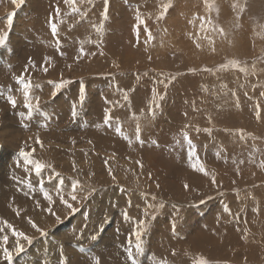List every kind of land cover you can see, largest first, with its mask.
I'll use <instances>...</instances> for the list:
<instances>
[{
	"label": "rangeland",
	"instance_id": "obj_1",
	"mask_svg": "<svg viewBox=\"0 0 264 264\" xmlns=\"http://www.w3.org/2000/svg\"><path fill=\"white\" fill-rule=\"evenodd\" d=\"M72 7L0 0V155L23 149L50 165L41 172L52 196L50 205L43 193L29 194V183L19 190L41 212L43 235L29 222L33 210L3 200L0 238L9 236L0 239V264H9L2 249L15 240L23 255L40 249L34 264L62 257L131 264L126 250L135 254L136 231L137 264H264V0H76L78 11ZM17 78L30 84L31 104L38 98L31 115ZM196 158L207 175L191 166ZM10 168L0 159L3 187L17 178ZM6 220L31 242L9 232ZM41 236L48 240L36 246Z\"/></svg>",
	"mask_w": 264,
	"mask_h": 264
},
{
	"label": "snow or ice",
	"instance_id": "obj_2",
	"mask_svg": "<svg viewBox=\"0 0 264 264\" xmlns=\"http://www.w3.org/2000/svg\"><path fill=\"white\" fill-rule=\"evenodd\" d=\"M75 2H76V0H65V3H67V4L73 6V7H72V11H78V9L75 7ZM89 2H90V0H89ZM13 3H14V4H17V6H19V3H22V0H13ZM105 5H107V0H105ZM168 7H169L168 4L163 5V8H164L165 10H167ZM57 13H59V9H57ZM163 15H164V12H161V14H160V18H162ZM136 20H137L138 24H143V23H144L143 19H142L141 16L139 15V13H137ZM11 21H12V14H9V15H8V23L10 24ZM51 27H52V32H53V34H55V33H56V30H57V29H56V25L53 23V24L51 25ZM135 27H136V26H134V28H135ZM4 41H5V37H4L3 35H0V44H3ZM197 46H199V45H197ZM80 52H81V54H83V49H82V48L80 49ZM30 62H31V61H30ZM229 63H230L231 66L234 67V68L239 66V62H238V61H230ZM220 67H221V68H226V67H228V64L221 65ZM44 70L47 71L46 68H45ZM240 70H241V71H244L243 68H241ZM17 82H18V83H22V84H24V82H23V80H22L21 78H17ZM29 87H30V84H24V89H25V91H24V96H25V108L28 109V114L31 115V112H32V110L34 109V107H39V104H38V98H37V104H36L35 106L29 102V92H28V90H27ZM57 87H59V85H57ZM8 102H9L13 107L16 106V101H15V99H14L12 96H9V97H8ZM20 115L23 116L24 113H20ZM257 115L259 116V113H257ZM108 119H109V117H108L107 114H106V116H105V122H107ZM198 130H199V129H198ZM116 131H117L118 133L121 132L120 128H117ZM205 131H210V129H205ZM238 131H240L241 133H243V130H238ZM121 134L123 135V133H121ZM183 135H184V140H185V141L189 144V146H190V152H189V155H190V157H194V156H195V151H194V146H192V141L190 140V138H189L187 132H184ZM125 138L127 139V137H125ZM242 138H243V136H242ZM136 139H137L138 141L140 140V136H139V127H137ZM37 143H40L39 139H37ZM19 155H20L21 157H23L24 164H25L26 166H27V165H30V164L34 165V169H33V170H34L36 173H38V174L42 171L43 168H45V167H50V165L46 166V165L41 164V163L38 162V161H34V160H32V159H31V153L25 152L23 149H21ZM18 163H19V162H18ZM137 163H139V161H138ZM191 166H192L195 170H197V171H199V172H202V173H204L205 175H207V172H206V169H205L204 165L199 161L198 158H196V162L193 163ZM261 166L264 167V163H262ZM110 174H111V172H110ZM78 184H79L78 181H74V182L72 183V192L69 193L70 199L73 200V201H75V200L77 199L76 195H74L73 193H75V192L77 191V189H78ZM185 188H187V184H185ZM40 190H41V192L43 193L44 199L47 200V201L49 202V204L51 205V203H52V196H51L47 191H45L44 188H43L42 186H41V189H40ZM57 194L59 195L60 202H61L62 204H64L67 208L71 209V211H72L73 213H75V212L77 211V209L74 208L73 205H72L71 203H69V201H68L67 199H65V197H64V195H63L62 192H60V191L58 190V193H57ZM49 211H50V209H49ZM17 214H19V213L17 212ZM53 215H55V213H53ZM59 219H60V218L57 216V220H58V221H59ZM29 222L32 223V227H33V228H37V225H36L35 223H33V222H31V221H29ZM3 223H4V225H5L7 228L12 229V234H13L14 236H16V237H23V239L28 240L29 243L31 242V238L28 237V236H26L25 233L16 231V230L13 228L12 225L8 224L7 221H4ZM140 223H141V225H143V221H141ZM38 230H39V229H38ZM0 231H3V229L0 228ZM39 231H41V234H42V235L44 234V233L42 232V230H39ZM134 236H135V241H136V243H135V254H139V253L142 251V247H141L142 233H141V231H136V232L134 233ZM0 239H2L4 243H7L8 237H7V236H3V237L0 238ZM16 251H17V252H22V251H23V247L21 246V244L19 243V241H17V243H16ZM126 251H127V257H128V259L131 261V264H137L136 255L134 254L133 248H132V247H129V248H127ZM3 253H4V257L9 261V264H11V261H12V253L9 251V249H8L7 247H5V248L3 249ZM60 264H65V260L63 259V257L61 258ZM97 264H99L98 259H97ZM160 264H167V262L162 260V261H160ZM195 264H207V261L204 260L203 258H197V260L195 261Z\"/></svg>",
	"mask_w": 264,
	"mask_h": 264
},
{
	"label": "bare ground",
	"instance_id": "obj_3",
	"mask_svg": "<svg viewBox=\"0 0 264 264\" xmlns=\"http://www.w3.org/2000/svg\"><path fill=\"white\" fill-rule=\"evenodd\" d=\"M126 15V14H125ZM130 15V14H129ZM140 15V14H139ZM135 17H136V15H135ZM124 18V17H123ZM129 18V17H128ZM131 18H129V20H130ZM38 21V20H37ZM39 22V21H38ZM37 22V23H38ZM36 23V24H37ZM132 24V23H131ZM20 28V27H19ZM131 28V27H130ZM16 29H17V27H16ZM18 30V29H17ZM17 30H15V31H17ZM17 33V32H16ZM113 35V34H112ZM28 41V40H27ZM15 42V41H14ZM21 43V42H20ZM20 43H18V44H20ZM9 48V47H8ZM13 48H14V51L16 50L17 51V48H16V46H13ZM19 53H21V52H19ZM27 53V52H26ZM25 54H21V56H20V60H21V57H23ZM11 66V65H10ZM14 67H15V64H14ZM13 67V68H14ZM12 68V67H11ZM12 68V69H13ZM101 93V92H100ZM63 104V103H62ZM38 121V120H37ZM35 122V121H34ZM14 152H11L10 153V151L9 150H7V152H6V155H5V158L4 157H2V155H0V159H4L5 160V162H6V164H8V165H11L12 166V168H10V169H12L11 170V174L10 175H13V176H15V175H17V178H11L12 179V182L13 183H11V184H9V186H8V183H6L7 185H5V187H3V185H0V214H2V215H6V212H7V210H5L4 209V202H3V200H5V199H12V200H14V202L16 201L17 202V204H18V206H22V208L23 207H25V209L26 210H29V209H31V210H33L34 211V209L32 208V205L31 204H29L28 205V203L27 204H24V203H26L25 201H23V199L24 198H26L25 197V195L27 196L28 194H26V193H21V192H19V190H21V188L22 187H24L25 185L23 184V182L24 183H29V184H31V186L33 187V189H34V192H31V193H29L30 195L31 194H36V195H34V197L35 198H37L36 196H37V194H42V192H41V186L44 188V186H43V183H44V176H43V173L42 172H40L39 174L38 173H36L33 169H34V166H32V164H30V165H25L24 164V160H23V157H21L20 155H19V153L20 152H15L14 154H13ZM19 162V163H18ZM27 169V170H26ZM28 170L29 171H31V174H26L27 172H28ZM6 171H8V168H6ZM1 175H2V173H1ZM0 177H2V176H0ZM11 177V176H10ZM4 178H6V174H4ZM24 178H26L27 179V181L24 179ZM11 179L9 180V183H10V181H11ZM50 184H53V181H51L50 180V183H49V186H50ZM26 187V186H25ZM23 189V188H22ZM24 190V189H23ZM52 191V190H51ZM53 194H54V192H53ZM29 197V196H28ZM28 199V198H27ZM26 199V200H27ZM13 202V203H14ZM10 203V202H9ZM11 205H12V203H10ZM40 205H41V203H40ZM42 206V205H41ZM8 208H10V206L8 207ZM10 210V209H9ZM23 210H24V208H23ZM6 211V212H5ZM34 213H35V218H34V221H35V224L37 225V228L38 229H40L42 226H43V224H44V222H43V218H42V216H41V212H39L38 211V209H37V212H35L34 211ZM1 215V216H2ZM14 215V214H13ZM7 216H8V218H10L9 217V214L7 213ZM29 216V215H28ZM6 217V216H5ZM18 217V216H17ZM7 218V219H8ZM3 220V219H2ZM14 220V218L12 217V221ZM7 221V220H6ZM9 221H11V220H9ZM8 221V222H9ZM10 225H12V224H10ZM16 226V225H15ZM8 229V228H7ZM10 230L11 229H9V232H10ZM16 230V229H15ZM12 232V231H11ZM56 232H58V230H55V231H53L52 232V234H55ZM72 232H74V231H72ZM1 233H3V231H1ZM5 233V232H4ZM23 233H25L24 232V229H23ZM36 233V232H35ZM11 234V233H10ZM51 234V235H52ZM26 235V234H25ZM7 236H9V235H7ZM27 236V235H26ZM11 237H12V235H11ZM44 239V237L43 236H41L40 237V240H36L35 241V244H36V246H40L41 247V245H43V243L45 242V241H47L48 239H46V240H43ZM50 240V239H49ZM17 241L18 240H15L14 242H12L11 244H12V246H10L9 247V250H11L10 252L11 253H14L15 254V252H17L16 251V243H17ZM26 242H27V240H25ZM26 242H24V243H26ZM21 245L23 244V243H20ZM5 246V245H4ZM2 247V246H1ZM1 247H0V249H1ZM28 250V249H27ZM27 250H26V252H25V254L23 255L22 253H20V252H18L17 253V255H16V257H17V260L15 261V264H17V263H21V264H23V262L25 263V264H34L35 263V259H34V256H35V254H36V252H38L40 249H35L34 247H32L28 252H27ZM2 252H3V249H2ZM20 258H22L23 260L21 261L20 260ZM1 261L2 260H0V263H1ZM4 261V260H3ZM51 261V260H50ZM48 262V261H47ZM48 264V263H47Z\"/></svg>",
	"mask_w": 264,
	"mask_h": 264
}]
</instances>
